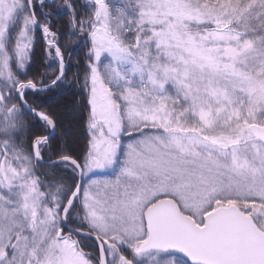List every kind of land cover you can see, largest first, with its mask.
Wrapping results in <instances>:
<instances>
[{
  "label": "snow or ice",
  "instance_id": "obj_1",
  "mask_svg": "<svg viewBox=\"0 0 264 264\" xmlns=\"http://www.w3.org/2000/svg\"><path fill=\"white\" fill-rule=\"evenodd\" d=\"M0 264H264V0H0Z\"/></svg>",
  "mask_w": 264,
  "mask_h": 264
},
{
  "label": "trees",
  "instance_id": "obj_2",
  "mask_svg": "<svg viewBox=\"0 0 264 264\" xmlns=\"http://www.w3.org/2000/svg\"><path fill=\"white\" fill-rule=\"evenodd\" d=\"M50 99H52V100H55V99H56V97H55V96H52V97H50Z\"/></svg>",
  "mask_w": 264,
  "mask_h": 264
}]
</instances>
